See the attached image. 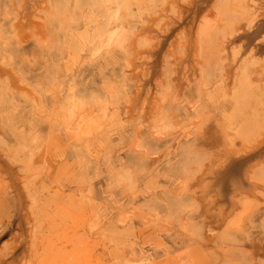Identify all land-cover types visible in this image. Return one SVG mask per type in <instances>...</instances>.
<instances>
[{"label":"rangeland","instance_id":"1","mask_svg":"<svg viewBox=\"0 0 264 264\" xmlns=\"http://www.w3.org/2000/svg\"><path fill=\"white\" fill-rule=\"evenodd\" d=\"M198 1L0 0V264H264V0Z\"/></svg>","mask_w":264,"mask_h":264},{"label":"bare ground","instance_id":"2","mask_svg":"<svg viewBox=\"0 0 264 264\" xmlns=\"http://www.w3.org/2000/svg\"><path fill=\"white\" fill-rule=\"evenodd\" d=\"M194 1V0H193ZM200 1V0H199ZM198 1V2H199ZM256 7V5H254L252 8H255ZM192 10L194 9L193 8V6H192V8H191ZM253 10V9H252ZM242 11H244V13L247 15V17L249 18V20H250V18H251V12L249 11V13L248 12H246L247 10L246 9H242ZM241 11V12H242ZM189 12H191V11H189ZM200 11H198V12H195V14L194 15H198V13H199ZM191 13H193V12H191ZM248 13V14H247ZM252 18H253V15H252ZM105 33L107 34V42L108 43H112L113 41H114V39H115V32H114V30L113 29H111V30H109V31H105ZM262 39H264V37L262 38ZM196 42H194L193 44H192V48H191V50H193L192 52H190L189 51V55H187L186 56V54H185V58H191V56L192 57H194L195 56V54H196V48H195V46H196V44H195ZM183 49H184V46L182 45L181 46V48H180V50L181 51H183ZM257 53H259V52H261V53H263L264 54V44H262V45H256V50H255ZM263 59H264V57H263ZM263 77H264V73H263ZM79 127H82V122L81 121H79ZM261 137V138H260ZM264 143V134L263 133H260V135H259V140H256V141H254V142H250L249 144H248V146L249 147H255V146H258V145H262ZM246 150H248V148L247 149H244L242 152H243V154L244 155H246L247 153H248V151H246ZM247 155H249V154H247ZM225 158H223L222 160H219L220 162H219V167H221L220 168V170H218V171H215V173H213V175L211 176V178H208L209 179V186L208 187H210V191H213L214 190V188H215V190H216V192L217 193H220L219 195H218V197H220V198H224L225 199V197L226 196H228V194L227 193H224V191H226L227 192V190H229V186H230V184H229V182H232V180H234V175L232 174L233 173V171L236 169V168H238V167H236V164H237V162H238V166H239V168L237 169L240 173H241V175H242V177H244L245 178V176H246V174H250V172L252 173L254 170H256L257 168V166L260 164V163H254L253 165H251L250 167H249V169H247V171L245 170V167L248 165V164H250V163H252V161L253 160H251V159H249L248 158V156L247 157H242V159L241 160H239V158H229V162H227V159L225 160ZM211 162H213V160L211 161ZM227 162V163H226ZM226 163V164H225ZM223 165V166H222ZM243 165V166H242ZM256 168V169H255ZM255 172V171H254ZM10 174H12V172H10ZM253 177H255V174H254V176H253V174L251 175V177H249L250 179H254ZM247 178V177H246ZM236 180H238L237 181V185L234 183H232V187L233 188H237L239 185L241 186V184H243L242 183V179H239V177L238 178H236ZM205 181H208L207 179L205 180ZM245 180H243V182H244ZM253 183L252 181H249V183ZM207 187V188H208ZM238 189V188H237ZM57 192H59V193H61V191H60V189H58V191ZM248 192V190H246V193ZM81 193V192H80ZM206 195V194H205ZM223 199V200H224ZM217 200H219V198H217ZM219 202H222V201H219ZM68 206H65L64 207V209H66ZM22 208V204H20V209ZM20 212H19V214L21 213V210H19ZM21 216V215H20ZM21 218V217H20ZM24 244H25V240L23 239L22 241H20V242H17L16 244H15V246L11 249V252H10V256H9V259H6V260H2V261H8V260H12V261H17V259H18V257H17V255L20 253L19 252V249H16V247L18 246L19 248H20V250L23 248V246H24ZM14 251V252H13ZM23 253V252H22ZM34 258H35V255H34ZM35 260V259H34Z\"/></svg>","mask_w":264,"mask_h":264},{"label":"water","instance_id":"3","mask_svg":"<svg viewBox=\"0 0 264 264\" xmlns=\"http://www.w3.org/2000/svg\"><path fill=\"white\" fill-rule=\"evenodd\" d=\"M249 157H253V155H249L248 158H249Z\"/></svg>","mask_w":264,"mask_h":264}]
</instances>
